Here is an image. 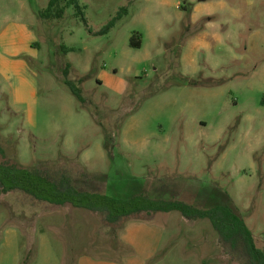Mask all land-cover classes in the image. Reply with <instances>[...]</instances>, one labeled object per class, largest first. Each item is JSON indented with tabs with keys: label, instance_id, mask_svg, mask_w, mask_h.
Listing matches in <instances>:
<instances>
[{
	"label": "rangeland",
	"instance_id": "obj_1",
	"mask_svg": "<svg viewBox=\"0 0 264 264\" xmlns=\"http://www.w3.org/2000/svg\"><path fill=\"white\" fill-rule=\"evenodd\" d=\"M49 1L0 0V163L114 199H230L264 253V0H80L44 19ZM140 219L112 239L101 216L0 191V264H233L207 219Z\"/></svg>",
	"mask_w": 264,
	"mask_h": 264
},
{
	"label": "trees",
	"instance_id": "obj_2",
	"mask_svg": "<svg viewBox=\"0 0 264 264\" xmlns=\"http://www.w3.org/2000/svg\"><path fill=\"white\" fill-rule=\"evenodd\" d=\"M79 1L50 0L41 17L61 19L65 10L71 6L77 10L78 15H82ZM113 26L114 22H111L106 31ZM141 45V37L134 34L130 39V46L138 49ZM68 69L69 67L64 71L65 84L80 102L86 104L81 90L67 79ZM110 138L106 137L107 149ZM0 153L4 154L1 149ZM0 191L3 194H18L37 204L57 207L69 205L74 209L101 216L112 239L118 231L125 229L128 223L144 221L140 219L142 215L179 212L187 222L207 219L217 234L218 248L224 251L231 263L264 264V253L256 247L251 231L230 199L205 206L175 198L154 199L145 193L126 200L114 199L105 194L77 189L74 178L68 171H42L7 162L0 163Z\"/></svg>",
	"mask_w": 264,
	"mask_h": 264
},
{
	"label": "crops",
	"instance_id": "obj_3",
	"mask_svg": "<svg viewBox=\"0 0 264 264\" xmlns=\"http://www.w3.org/2000/svg\"><path fill=\"white\" fill-rule=\"evenodd\" d=\"M132 222H130V223H128L127 225H129V224H131ZM127 225H126V227H127ZM126 227H125V229H126ZM146 227L142 224V225H140L137 229H136V234H135V236H133V238L132 239H125V238H123L124 239V242L126 243V244H128V245H131V246H135V247H137V241H136V236H138V235H140L141 233L142 234H144L145 233V229ZM124 229V230H125ZM123 230V231H124ZM148 244H146V246H147ZM148 248H151V244H149V246H148ZM147 248V249H148Z\"/></svg>",
	"mask_w": 264,
	"mask_h": 264
}]
</instances>
